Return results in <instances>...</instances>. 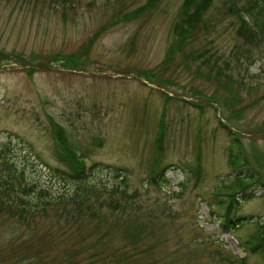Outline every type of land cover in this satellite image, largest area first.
<instances>
[{"label":"rangeland","instance_id":"rangeland-1","mask_svg":"<svg viewBox=\"0 0 264 264\" xmlns=\"http://www.w3.org/2000/svg\"><path fill=\"white\" fill-rule=\"evenodd\" d=\"M187 1L0 0V146L33 202L0 195V264H264V187L237 192L231 231L218 206L229 131L264 183V31L239 32L248 0H215L185 35ZM60 136L92 183L79 201L24 163L68 170Z\"/></svg>","mask_w":264,"mask_h":264},{"label":"trees","instance_id":"trees-1","mask_svg":"<svg viewBox=\"0 0 264 264\" xmlns=\"http://www.w3.org/2000/svg\"><path fill=\"white\" fill-rule=\"evenodd\" d=\"M214 1L215 0L187 1L188 8L192 7L193 10L190 11L188 15H186V19L184 20L185 26L183 27L185 35L188 31L197 27V25L203 19V12L207 8L211 7ZM230 10L232 12L233 8H230ZM241 13H244L248 17V20L244 19L243 17L239 18V32L246 38H257V36H259L264 31V0H248L247 4L243 5L241 9L239 8L237 10L236 15H240ZM229 135L230 139L226 150L228 165L232 168L234 175H236L238 180L229 184L228 188L231 191L228 194V198L220 200V203L218 204L219 207L226 206L227 208L223 221L226 230H229L233 227H239L241 221L243 220L242 215H237L239 208H241V201L237 192L244 193V197L247 198L252 193H246V191L252 189L256 185L264 187V183L261 182L262 179L260 177V173L252 168L251 162L246 150L242 145L241 139H239V137H237L231 131H229ZM62 140L63 144H61L62 148L60 147V153L58 152V155L60 156H58V158L61 163L64 162L67 164V166L69 165L68 170L39 160V158L42 160L44 159L41 156L38 157L37 153L33 152L34 150L32 147H30L25 154V158L28 161L25 160L24 163L29 162L31 156L38 163L35 165H45V170L47 173L55 175L60 181H62V183L67 181L75 182L76 188L79 189L76 190V199L79 201V198H83L81 191L83 190L82 188H85L89 195L90 193H93L92 183L89 182L90 178H87V172L85 171L83 163L78 162L73 156L67 140L65 138ZM5 151V148L0 146V195L4 197L3 202L7 198H11L16 205H22L20 207L21 210L29 211L32 209L31 207L33 202L30 201L31 187H28L29 184L25 180V167L20 164L18 158L12 159L7 156ZM4 166L6 167L1 169V167ZM92 175L95 174L92 173ZM116 175L118 177L122 176L119 174ZM154 181L156 182V179L153 180L151 178V182L153 183ZM10 206H12L11 208L16 209L12 204ZM20 209L17 207L16 210L18 211ZM233 210L235 211L234 218L232 217ZM261 227L262 230L260 233L255 235V238H257L256 243L254 244L250 240L247 243L250 245L251 250H254L258 253L261 252L263 253L262 256H264V223L261 224Z\"/></svg>","mask_w":264,"mask_h":264}]
</instances>
